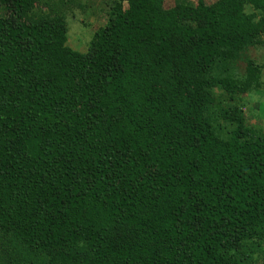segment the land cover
<instances>
[{
    "label": "trees",
    "instance_id": "1",
    "mask_svg": "<svg viewBox=\"0 0 264 264\" xmlns=\"http://www.w3.org/2000/svg\"><path fill=\"white\" fill-rule=\"evenodd\" d=\"M165 1L0 0V264H264V0Z\"/></svg>",
    "mask_w": 264,
    "mask_h": 264
},
{
    "label": "rangeland",
    "instance_id": "2",
    "mask_svg": "<svg viewBox=\"0 0 264 264\" xmlns=\"http://www.w3.org/2000/svg\"><path fill=\"white\" fill-rule=\"evenodd\" d=\"M92 2L90 8L84 14H80L77 10L72 16L67 17L68 24V45L72 49H78L79 52H85L88 43L90 42L94 32L102 28L106 23L104 12H99L102 2L101 0H85ZM191 3H196V0H188ZM217 0H205L207 5L215 3ZM174 6V0H166L164 7L166 9ZM102 11H105L104 9ZM71 15V14H70ZM258 61L264 64V49L256 50L253 53ZM262 59V60H260ZM246 99V97H244ZM247 104L244 108V115L250 125L256 126L264 132V72H263V87L259 92L252 93L248 96ZM262 256L261 254H257ZM257 258L249 259L251 264L256 263Z\"/></svg>",
    "mask_w": 264,
    "mask_h": 264
}]
</instances>
